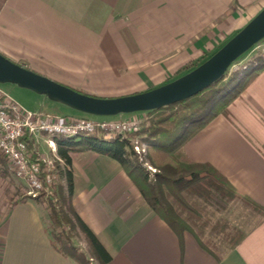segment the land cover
<instances>
[{"label": "crops", "instance_id": "0c3cea01", "mask_svg": "<svg viewBox=\"0 0 264 264\" xmlns=\"http://www.w3.org/2000/svg\"><path fill=\"white\" fill-rule=\"evenodd\" d=\"M244 6L240 0H0V54L84 94L130 95L212 54L247 22ZM184 152L264 209V66L228 114L214 117ZM5 169L0 182L13 177ZM71 169L70 205L113 264H264V219L246 206L225 205L241 209L246 228L235 248L219 247L218 262L156 216L117 161L74 152ZM48 212L39 200L7 203L0 193V264H75L53 248Z\"/></svg>", "mask_w": 264, "mask_h": 264}, {"label": "trees", "instance_id": "16d2710c", "mask_svg": "<svg viewBox=\"0 0 264 264\" xmlns=\"http://www.w3.org/2000/svg\"><path fill=\"white\" fill-rule=\"evenodd\" d=\"M210 55L204 54L181 65L167 82L193 70ZM263 66L262 55L257 54L249 58L244 66L232 71L230 75L233 76L239 75L242 70L240 78L230 90L227 91L223 76L184 101L142 112L141 127L137 131L113 139H104L98 134H82L74 137L78 138L77 141H64L55 136L56 156L61 160L55 164L65 185L53 184L58 196L47 199L48 229L53 248L75 264H90L91 261L96 264L114 263V259L70 205L73 192L71 154L92 151L117 161L156 216L178 237L183 233L190 234L204 252L219 262L222 251L235 248L245 232L229 225L223 218H215L216 208L239 203L261 220L264 219V209L237 193L225 176L210 164L190 160L184 152V145L214 117L227 115L229 105L241 96ZM22 139L27 150L35 156L33 139L29 136ZM135 139L146 144L144 155L135 153ZM147 165L155 171L150 172ZM0 176H7L4 165ZM42 196L43 193H40L33 199L39 200ZM75 230L87 246V255L72 242ZM221 245L223 250L219 248Z\"/></svg>", "mask_w": 264, "mask_h": 264}, {"label": "water", "instance_id": "95a60500", "mask_svg": "<svg viewBox=\"0 0 264 264\" xmlns=\"http://www.w3.org/2000/svg\"><path fill=\"white\" fill-rule=\"evenodd\" d=\"M264 39V7L204 62L156 88L119 97L80 93L18 65L0 54V83L10 82L45 94L80 112L115 116L145 112L184 101L221 79L239 57Z\"/></svg>", "mask_w": 264, "mask_h": 264}, {"label": "built area", "instance_id": "2783aa9c", "mask_svg": "<svg viewBox=\"0 0 264 264\" xmlns=\"http://www.w3.org/2000/svg\"><path fill=\"white\" fill-rule=\"evenodd\" d=\"M262 41L250 50L263 47ZM262 59L264 61V56ZM234 66L233 63L230 68ZM141 123L142 120L137 117L91 121L76 117L48 116L23 109L0 92V156L5 159L13 177L27 188L26 197L34 198L40 193H43V197H50L52 186L59 176L55 162H61L56 156L55 136L74 138L82 134H98L104 139H113L118 135L139 130ZM25 136L45 137V144L51 151L50 158L32 155L22 139ZM133 149L135 153L144 155L146 144L135 139ZM148 169L155 171L149 166Z\"/></svg>", "mask_w": 264, "mask_h": 264}, {"label": "rangeland", "instance_id": "374dc122", "mask_svg": "<svg viewBox=\"0 0 264 264\" xmlns=\"http://www.w3.org/2000/svg\"><path fill=\"white\" fill-rule=\"evenodd\" d=\"M240 2H242L245 5L244 6L245 8L243 10L245 11L244 16H246L245 20L247 19V22L255 14H257L259 12V10H261L264 7V0H240ZM231 37H229V38H231ZM262 42H264V40ZM257 51H258V53H257ZM260 53H261L262 58H263L264 46L261 48H256L254 50H249L248 52L244 53L240 58H238L236 60V62H234L235 68L229 67L227 69V71L224 75V80L226 82L225 85L227 87V91L230 90L237 83L238 79L240 78V74L242 72V70H240L239 75H233L232 76V75H230L232 73V71L238 69L242 65L244 66L247 63V60L249 59V57L251 55L257 56V54H258V56H259ZM262 62H264L263 59H262ZM0 92L5 94L15 104H17L18 106H20L23 109L31 111V112L42 113V114H45L48 116L62 117V118L63 117H76V118L88 119L91 121H113L117 117L116 115L115 116H96V115L86 114V113L80 112L78 110H75V109H73V108H71V107H69V106H67V105H65L59 101L52 100V99L48 98V96H46L45 94L36 93L32 90L20 87L16 84L10 83V82L0 83ZM125 115H137L141 120L143 118L142 112H133V113L125 114ZM117 120H126V119L122 118V119H117ZM31 138L33 139V148L36 150V155L45 156L47 158H50L51 151H50L49 147L47 146V144H45V140H44L45 137L43 138L42 136H36L34 138L33 137H31ZM59 139L64 140V141H77L78 140V138H70V137H65V136L64 137L59 136ZM3 165H4V167L7 168V163H6L5 159L0 156V172L2 171ZM147 168H148V165H147ZM57 170H59V167L57 168ZM54 184L55 185L61 184L63 187L65 185L64 180L60 179L59 176H58V178ZM1 192H3V197L6 198L7 203H12L15 200H22L23 198H26L25 193L27 192V188L21 182H19L17 179L10 177V178L4 179L3 182H0V193ZM51 193L52 194L50 197H52L54 195L53 197H54V199H56V196H58V193L56 191L55 186L52 187ZM64 195H65L64 197H66V194H64ZM29 198L33 199V197H29ZM48 198L49 197H43L42 196V197H39V201L44 203L46 205V209L49 210L48 202H47ZM4 203H6V201ZM216 210L217 211L215 212V215H214L215 218H223V219L227 220L229 225H237L242 229L246 228V225L244 224L245 223V218H244L245 215L243 214V212L241 211V209L238 206H237V208H235V207H232L231 205L230 206L229 205L228 206L222 205L221 209L216 208ZM47 230L49 231L48 226H47ZM72 242L78 249H80L83 253H85L87 255V246L83 242V239L77 230H75L72 234ZM90 264H96V262L91 261Z\"/></svg>", "mask_w": 264, "mask_h": 264}]
</instances>
